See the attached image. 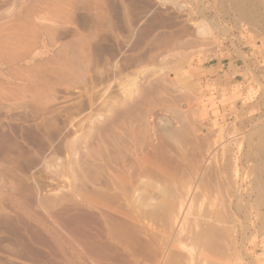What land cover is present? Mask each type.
<instances>
[{
  "label": "rangeland",
  "instance_id": "rangeland-1",
  "mask_svg": "<svg viewBox=\"0 0 264 264\" xmlns=\"http://www.w3.org/2000/svg\"><path fill=\"white\" fill-rule=\"evenodd\" d=\"M139 161L138 264H264V0H0V264H101L82 190Z\"/></svg>",
  "mask_w": 264,
  "mask_h": 264
},
{
  "label": "bare ground",
  "instance_id": "bare-ground-1",
  "mask_svg": "<svg viewBox=\"0 0 264 264\" xmlns=\"http://www.w3.org/2000/svg\"><path fill=\"white\" fill-rule=\"evenodd\" d=\"M204 27H206V26H204ZM206 30L202 27L199 29V32L201 33V35H203V34L206 35ZM182 162H184V161H182ZM63 164H65V162ZM60 168H62V167H60ZM57 170H59V169H57ZM151 170H152V167L149 168L144 162L139 161L135 167L133 165L126 166V168L124 170L125 180L119 179L115 173L110 172L109 174L106 175V178L101 183V185L94 187L92 189V191L88 188L82 190V192H83L82 201H83L84 205L89 206V207H93L95 209V213H97V215H95V214H91V215L83 214V219L81 220V223L79 225V234L81 236L80 238H81V240H83L87 243V245L83 246V248L85 250L89 251L90 254L91 253L93 255L95 254V256L98 257V260L101 262V264H138L140 262L139 259L141 258L142 254L148 255V256H150V258H152V256L156 257L158 254V251H160V250H161L162 254H167L168 251H166L164 249L162 250V249H160V247L156 246L157 244L156 245L154 244V242L152 241L154 238L153 239L151 238L152 239L151 241H150V238H149V241L146 240V241H148L147 243L137 241L135 238L136 233H138V231H140L139 233L141 235L142 234L141 230H143V228L140 227V224H138L139 226H137L138 221L136 222V220H135V222H133V216H135L136 219H138V220H142L144 217H146L148 215V213L153 215V216L154 215L157 216L158 214H159L158 217L161 216L160 214H163V212H160V209H161L160 203L162 205H163V203L159 202V200H158V202H157V205L159 204L158 206H156L155 204H152L151 206L154 205L153 208L152 207H151V209L148 208V209L144 210L143 212H140L136 208V206L134 204H132L131 202L129 204H127V207L124 205V203H122V200L126 197L129 186H131L132 184L134 185V183H135L138 186L143 185L145 187H147V185H151V187H152V184L154 182H156V181H154V179H152L154 182H151L152 180L150 182H149V180H147L149 183L148 182L146 183V181H144L146 184L144 182H142L144 180V178L141 181L139 180L141 176H144V174H146V176H147L148 175L147 173L150 172ZM173 177L175 178V176H173ZM135 179H138V180L135 181ZM170 180L172 181V179H170ZM164 182H165V180H164ZM142 183H144L145 185ZM155 186H156V184H155ZM156 187L161 188L158 185ZM152 188H154V185ZM163 190L158 189V192L159 191L163 192L162 198L165 196L164 193H166L165 189H163ZM155 191H154V196H157L158 193L156 192V195H155ZM161 192H159L160 195H161ZM159 194H158V199L160 197ZM90 199L92 200V202H90ZM155 199H157V198L155 197ZM163 199H164L163 200V202H164L165 197ZM160 201H162L161 198H160ZM75 202H76V200H75ZM164 207L165 206L163 205V208ZM165 209H166V207H165ZM151 215L148 217H152ZM208 219H210V218H208ZM135 223H136V226L134 225ZM215 225H217V224L215 223ZM151 229H152V227H151ZM212 229H213V227H212ZM212 229L210 228L209 230H212ZM143 232H144V230H143ZM75 234H77V233H75ZM205 236H204V238H205ZM139 237H143V235L139 236ZM144 238H145V236L143 237V240H144ZM211 238H213V237H211ZM125 239H128V240L131 239L132 242L126 241ZM169 255H170V253H169ZM169 255L167 257L168 259L170 258ZM142 257H143V259L145 258L143 255H142ZM150 258H148V259L150 260ZM95 259L96 258H93V261H92L93 263H94ZM168 259H166V260H168ZM89 262H90V260H89ZM96 263L98 264V262H96Z\"/></svg>",
  "mask_w": 264,
  "mask_h": 264
}]
</instances>
